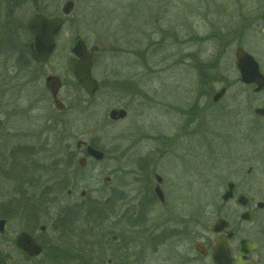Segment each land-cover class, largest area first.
Segmentation results:
<instances>
[{"label":"rangeland","instance_id":"1","mask_svg":"<svg viewBox=\"0 0 264 264\" xmlns=\"http://www.w3.org/2000/svg\"><path fill=\"white\" fill-rule=\"evenodd\" d=\"M66 1L19 0L21 8L12 11V18L25 24L34 8L62 15ZM72 1L54 52L44 65L33 67V82L18 96L7 85L17 81L11 59L1 63L0 150L29 147L37 173L51 163L46 182L52 184V201L37 206L45 226L39 238L51 248L49 264H178L186 242L175 246L177 240L167 238L165 230L187 217L193 224H209L223 211L224 182L264 200V118L253 113L264 105V91L254 93L238 82L234 56L241 46L264 72V0ZM75 35L98 48L92 76L100 88L89 97L69 77L60 91L65 109L58 113L43 79L49 73L66 76L64 60ZM7 40L2 34L0 43ZM1 52L2 60L11 54ZM198 62L208 66L212 93L225 83L228 89L217 104L189 121ZM117 107L126 116L111 121L108 111ZM79 140L94 142L104 158L89 157L80 166ZM248 167L252 172L247 175ZM155 174L165 178V204L152 195ZM5 179L0 178V193L10 198L14 183ZM87 203L101 214L92 229L75 212ZM68 213L74 218L70 224L63 220ZM23 227L20 217L10 218L3 249ZM7 257L3 264H13L16 254Z\"/></svg>","mask_w":264,"mask_h":264},{"label":"flooded vegetation","instance_id":"2","mask_svg":"<svg viewBox=\"0 0 264 264\" xmlns=\"http://www.w3.org/2000/svg\"><path fill=\"white\" fill-rule=\"evenodd\" d=\"M22 1L23 0H20V2ZM20 4L21 3H19V0H0V10H5V14L3 13L2 15L4 20L0 24V27L2 26V34L5 36L7 35L9 39L7 42L4 41L5 43H0V52L2 51L5 53H11L7 54V56L5 55L4 60L1 59L4 54L0 55V66L1 63H4V61L7 62V59H11L10 67L13 73H15L14 77L17 81L10 82V84L7 85L11 88L13 91L12 93H14L15 96L20 94L19 90H25L27 85L33 82V67L44 65L49 60L55 50L56 39L59 36L62 27L64 26H61L55 32L54 47L47 60L37 61L31 57V45L34 43V34L28 28L30 19L35 14H42L46 17H62L64 15H52L44 9L34 8V13L30 15L25 24L21 25V23L18 24V22L12 18V11L20 10ZM261 20L264 23L262 13ZM2 34H0V38ZM75 36L73 38V42ZM177 38L178 36L175 37V40L173 41L175 44L178 43L179 38ZM135 42H138V39H136ZM70 47L69 55L64 60L66 76L60 77L55 73H49L45 75L43 79L44 88L52 101V106L54 107L55 112L58 113L63 112L65 109V105L61 100L62 98L60 97V91L64 86V82L69 77H71L73 85L85 93L82 86L76 80L74 74L67 67V60L73 56L70 54ZM255 60L257 61V59ZM198 63L193 66L197 73L198 88L196 92L193 93L195 96H192L191 102L187 109V114L191 116L189 121H196L198 116L201 115V112L205 113V110H207L210 105L217 104L224 97L228 89V84L225 83L221 85L218 90H215L212 93L211 90L208 89V80L210 79V75L207 73L208 66L205 64L202 65L201 62L199 64ZM257 63L260 72L264 74L258 61ZM90 71L92 76V65ZM236 71L238 75V82L243 84L239 79V73L237 69ZM48 75H54L58 78L60 85L55 96H53L51 90L45 85V78ZM19 80H21V82H18ZM95 82L97 84V91L100 88V84L96 80ZM4 84L5 82L3 77L0 79V126H2L4 120V109L1 101ZM246 86L251 87L253 91V84ZM5 88L7 89V86ZM221 89H224L223 94L216 101H214V95ZM263 91L264 89L259 92H253L261 93ZM181 99L175 98L174 100L180 101ZM14 100L17 101L16 99ZM55 101H57L58 105L61 104V107H57ZM177 101H173V103H178ZM11 104L14 106V103ZM202 107H204V109ZM173 109L176 111L180 110V108L176 106ZM198 121L201 122L202 119ZM77 142L76 147H83L82 153L84 154L85 146L83 144L77 146ZM256 146H258L257 141L252 144V149H254ZM11 149L13 150L9 152L0 150V178H8L5 180L11 181V184L14 183L10 198H4L5 195L0 193V220L4 221L2 230L0 231V264L6 262V257L10 252H14L16 254L15 260H19H13V264H49L51 260V248L49 246L47 247L44 242L40 241L39 237L41 236L39 233L42 234L45 232V226L40 224V210H38L39 208H37V206L42 204L49 205L52 201L49 191V186L52 184L51 182H49L50 184L46 182L47 173L49 174L51 163L49 167H46L49 165L48 164L41 169V172L37 173L35 165L39 164L35 163L31 158H29L33 154V151H31L29 147L17 146ZM55 163H57V160ZM251 172V167H248L247 175ZM159 176L161 177L160 188H162L165 178L161 175ZM154 186L152 187V195L156 196L153 191ZM238 188V185L234 183L232 197L227 201L221 200L220 204L223 208V211L214 216V219L210 221L209 224H193L189 217H187L182 218L181 220L178 219L177 222L171 223L173 226H170L171 228L165 230L167 238L177 240L174 243L177 244L175 246H182V244L186 242L184 249L185 251L183 254L181 253L182 258H180V262H178V264H264V200L259 199L256 194L251 192H243ZM26 191L29 193H26ZM57 193L59 194V191ZM66 193L67 195H71L72 191L67 189ZM240 194L247 195L249 199H243L242 201L237 202V198ZM221 195L222 194H220V199ZM165 198L166 197L163 192V201L158 200V198L157 201L160 204H165ZM11 217H16L18 219L20 217L24 227L18 232H15L13 236L6 240V249H3V239L6 235L7 224L9 223ZM217 221L219 222L216 225ZM197 225L199 226L198 230ZM22 232L27 233L35 244L40 245L41 249L38 254L30 255L18 246V238ZM161 232L164 233V229H162ZM4 252H6V254Z\"/></svg>","mask_w":264,"mask_h":264},{"label":"water","instance_id":"3","mask_svg":"<svg viewBox=\"0 0 264 264\" xmlns=\"http://www.w3.org/2000/svg\"><path fill=\"white\" fill-rule=\"evenodd\" d=\"M74 4L71 0H67L62 6V13L68 15L73 8ZM262 18L264 20V11L262 12ZM64 18L62 17H46L42 14H35L30 19L28 23V28L34 34V43L31 45V57L37 61L47 60L49 54L54 47V35L57 29H59L64 24ZM97 47L92 46L89 49L86 47L84 41L80 36H76L72 46L70 47V53L73 55L67 60V67L74 74L76 80L85 90L89 96H93L95 90L97 89V84L92 78L90 73L91 68V58L93 52ZM235 56V67L239 73L240 81L245 85H254L253 91L259 92L264 89V74L259 70V66L254 57L246 52L241 46H237L234 51ZM45 85L51 90L53 96H55L58 88L59 81L54 75H48L45 78ZM224 89H221L214 95V101H216L222 94ZM57 107H61L55 101ZM253 113L256 116L264 118V106L255 107ZM126 116V110L123 108H112L108 112V117L113 120L123 119ZM80 144L85 145V155L78 158L77 162L80 166H84L86 161V156L91 157L97 161L104 158V151L92 146L91 144H86L84 141H78L77 146ZM110 181L109 176L103 178L104 184H108ZM161 177L155 175V186L153 188L154 194L158 200L163 201V192L160 188ZM234 183L232 181H226L223 185V193L221 195V200L227 201L232 197V189ZM84 195V191L80 192V196ZM249 199L247 195L240 194L237 198V202ZM219 221L216 222V225ZM4 221L0 220V231L2 230ZM44 227V226H42ZM44 229V228H43ZM115 239V235L112 236ZM18 246L30 255H36L40 252V245L34 243L31 237L22 232L18 238Z\"/></svg>","mask_w":264,"mask_h":264},{"label":"trees","instance_id":"4","mask_svg":"<svg viewBox=\"0 0 264 264\" xmlns=\"http://www.w3.org/2000/svg\"><path fill=\"white\" fill-rule=\"evenodd\" d=\"M91 144L96 146L94 144V142H91ZM93 207H94V205L92 203H87L86 205H82L79 211L75 210L76 213L85 217L83 221H84V225L88 226V229H92V225L97 223L96 221L98 220L99 216L101 215V214H98L100 210L96 211L97 208H93ZM69 213H74V212L71 211ZM63 220H65L64 223L67 222L68 224H70V223H72L74 218H72L69 214L68 218L66 216ZM88 229H86V230H88ZM99 242H97V245L101 246L102 244H100ZM87 245L90 246V244H87Z\"/></svg>","mask_w":264,"mask_h":264}]
</instances>
